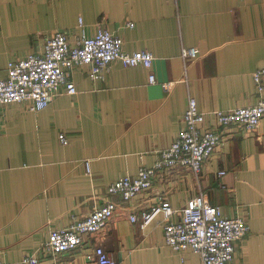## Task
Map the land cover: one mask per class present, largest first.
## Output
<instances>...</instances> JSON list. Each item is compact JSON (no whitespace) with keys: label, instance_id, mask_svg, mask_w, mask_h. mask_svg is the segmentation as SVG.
Segmentation results:
<instances>
[{"label":"crops","instance_id":"obj_1","mask_svg":"<svg viewBox=\"0 0 264 264\" xmlns=\"http://www.w3.org/2000/svg\"><path fill=\"white\" fill-rule=\"evenodd\" d=\"M99 27L118 33L129 52L149 50L153 65L113 62L98 81L86 66L76 67L77 94H61L38 112L28 103L0 105V260L28 264L26 256L53 229L113 201L107 227L64 255L63 264H98L93 251L100 242L117 264H201L198 254L165 245L162 214L143 229L131 216L163 200L182 209L204 193L225 216L249 226L230 264H264V120L257 134L226 128L198 177L171 169L128 202L107 192L117 179L155 164L178 136L190 96L203 111L264 99L253 76L264 68V0H0V78L11 60L42 52L54 32L75 40ZM183 47H196L198 57L185 62Z\"/></svg>","mask_w":264,"mask_h":264},{"label":"built area","instance_id":"obj_2","mask_svg":"<svg viewBox=\"0 0 264 264\" xmlns=\"http://www.w3.org/2000/svg\"><path fill=\"white\" fill-rule=\"evenodd\" d=\"M80 24L83 26L82 19ZM127 25L134 26L133 23ZM198 54L196 47H183L181 51L185 62L196 59ZM154 59L149 50L127 51L123 38L105 27H99L93 35L83 32L75 40L66 31H56L46 39L42 52L9 62L6 78H0V105L28 103L29 110L38 112L61 94L78 93L72 78L76 67L86 66L89 77L98 81L104 79L113 62L118 61L125 67L151 69ZM253 76L263 95L264 68L256 70ZM149 81H156L153 73L149 75ZM263 120V98L253 105L203 111L197 99L190 96L178 136L169 147L158 151L155 164L152 167L142 165L134 177L126 175L117 179L107 187V192L120 195L128 202L150 189L156 177L171 169L189 168L198 177L208 159L225 141L226 128L257 134ZM60 139L63 143L68 140L64 134ZM85 165L86 173L90 175V161ZM116 208L115 202L108 201L95 207L87 217L53 229L47 241L36 253L26 256L24 262L38 264L40 259L53 257L56 264H63L61 258L64 255L88 246L90 236L107 227ZM161 214L164 216L165 245L176 252L190 250L198 254L201 264H230L238 244L249 232L244 218L225 216L222 208L212 205L204 193L191 198L182 209H174L169 201L163 200L140 215H132L131 221L139 223L143 229ZM93 254L98 264H117L102 242L94 247ZM0 264L9 263L0 260Z\"/></svg>","mask_w":264,"mask_h":264}]
</instances>
